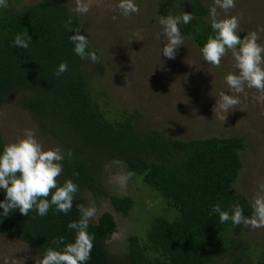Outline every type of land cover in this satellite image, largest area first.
<instances>
[{
	"label": "trees",
	"instance_id": "obj_1",
	"mask_svg": "<svg viewBox=\"0 0 264 264\" xmlns=\"http://www.w3.org/2000/svg\"><path fill=\"white\" fill-rule=\"evenodd\" d=\"M7 3L8 7H0V107L11 105L26 112L50 148L61 149L65 158L58 183L71 179L78 191L66 214L53 206L45 216L35 209L24 216L15 209L5 217L0 208V239L23 244L36 261L50 247L62 250L64 244L74 242L75 231L68 224L79 220L76 205L83 204L87 192L93 199L107 198L113 212L128 217L131 198L110 195L102 188L105 167L116 163L158 195L159 210L141 219L142 231L126 238L119 259L106 249L115 221L110 213H101L94 223L89 222L87 231L94 236V246L86 264H264V245L250 246L233 237L243 224H222L212 211L220 204L231 213V206L239 203L245 216L252 214L251 204L233 190L244 138L212 135L179 140L143 126L138 110L117 108L102 89L95 90L94 82L105 68L101 55L89 44L87 50L96 52L98 63L81 60L74 53L69 36L75 29L80 31L77 14L57 0ZM182 11L192 13L194 19L180 26L181 34L201 50L208 37L215 35L202 0L157 2L159 17ZM69 17L72 31L65 28ZM17 34L32 38L27 49L13 46ZM62 62L68 70L57 76ZM4 145L0 133V154ZM5 195L0 189V201ZM60 237L62 244L53 242Z\"/></svg>",
	"mask_w": 264,
	"mask_h": 264
},
{
	"label": "rangeland",
	"instance_id": "obj_2",
	"mask_svg": "<svg viewBox=\"0 0 264 264\" xmlns=\"http://www.w3.org/2000/svg\"><path fill=\"white\" fill-rule=\"evenodd\" d=\"M37 1L21 0V4ZM57 1L80 17V33L101 55L105 71L94 82L95 90L102 89L115 107L138 110L143 126L160 130L174 139L190 140L212 135L244 138L245 149L239 153L241 169L233 190L251 204L259 184L264 182V93L247 86L241 93L228 88L224 77L235 71L231 52L216 68L207 64L201 50L183 37L184 45L177 50L175 59L164 57V38L157 39V34L162 31L157 16L158 0H134L140 12L127 17L116 8L119 0H84L90 4L86 14L73 11L75 0ZM202 2L208 11L214 6V0ZM235 2V8L227 13L217 8L218 18L238 16V32L245 35L264 28V0ZM206 21L211 23L209 12ZM259 36L258 43L264 45V32H259ZM220 91L240 99L236 109L225 114V120L224 113L215 106ZM25 129L34 130L44 149H50V144L36 131L26 112L11 105L0 107V133L5 144L22 137ZM123 175L126 172L122 164L107 165L102 188L110 195L131 198L132 211L128 217L113 212L107 198L93 199L87 192L82 199L85 207L94 205L97 210L90 223H94L101 213L112 215L116 230L106 242V249L113 259H119L124 253L129 235L142 231L144 222L141 219L148 212L159 210L157 194L150 193L140 179L130 178L126 186L121 185L118 178ZM232 236L250 246L264 245V227L253 229L243 225L239 234ZM0 264H36V260L26 246L4 238L0 239Z\"/></svg>",
	"mask_w": 264,
	"mask_h": 264
},
{
	"label": "clouds",
	"instance_id": "obj_3",
	"mask_svg": "<svg viewBox=\"0 0 264 264\" xmlns=\"http://www.w3.org/2000/svg\"><path fill=\"white\" fill-rule=\"evenodd\" d=\"M75 3L76 7L73 11L76 13L86 14L89 11L90 4L85 3L84 0H75ZM235 6V0H214V6L209 9V16L215 35L208 37L201 48V54L207 64L219 68L222 58L230 51L235 71L229 72L224 77L228 88L241 93L247 86L264 93V45L258 43L259 32H264V28L251 31L241 38L238 35L240 26L238 16L218 18L217 8L227 13ZM0 7H8L7 0H0ZM116 8L125 17L140 12L134 0H119ZM193 19L192 13L183 11L179 15L159 18L162 31L157 34V39L161 36L164 38L162 48L164 57L175 59L177 50L184 45L180 26L191 23ZM71 24L72 18L69 17L65 22L68 31L73 30ZM31 39L29 35L17 34L12 43L15 47L27 49ZM69 40L74 45V53L81 60H89L93 64L99 62L96 52L87 50L89 41L79 29H75V34L69 36ZM67 70V63L62 62L55 74L60 76ZM218 96L215 106L224 113L225 120V114L236 109L240 99L224 91H220ZM68 156L70 157L71 153H68ZM64 158L59 147L44 149L32 129H25L22 137L4 145L0 154V189L6 193L5 199L0 201L2 215L7 217L13 210L19 209L22 215L28 216L29 212L35 209L39 216H45L53 206L55 211L68 213L73 207L78 185L71 179L65 180L63 185L58 183V178L63 173L61 162ZM74 175L78 174L74 173ZM132 175L133 173H127L120 176L119 183L126 186ZM76 207L80 213L79 220L68 224V228L75 231L74 242L64 244L62 250L48 248L43 258L36 261V264H86L90 259L94 236L87 230L97 210L94 205L85 207L83 204H78ZM251 208V216L244 215L239 203L231 206V213L222 210L220 204L214 205L212 211L219 215L222 224L231 221L236 226L243 224L253 229L264 227V182L260 183L258 190L255 191L251 199ZM53 242L62 244L64 238L60 237Z\"/></svg>",
	"mask_w": 264,
	"mask_h": 264
}]
</instances>
